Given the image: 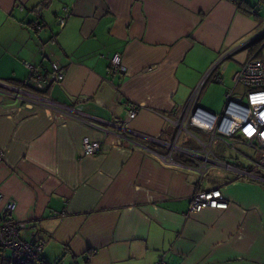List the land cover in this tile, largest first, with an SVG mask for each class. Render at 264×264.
I'll return each mask as SVG.
<instances>
[{"label": "crops", "instance_id": "1", "mask_svg": "<svg viewBox=\"0 0 264 264\" xmlns=\"http://www.w3.org/2000/svg\"><path fill=\"white\" fill-rule=\"evenodd\" d=\"M257 18L231 0H0V81L34 91L23 62L43 71L55 61L64 77L42 96L93 122L121 119L134 104L131 130L172 141L166 119L201 83L197 107L220 115L213 109L264 35ZM115 53L124 72L110 70ZM84 117L0 95V194L16 203L10 219L25 223L21 236L42 245L44 262L264 264V183L210 168L201 189H220L229 205L192 213L196 172L125 144L86 155L82 140L102 131Z\"/></svg>", "mask_w": 264, "mask_h": 264}, {"label": "built area", "instance_id": "2", "mask_svg": "<svg viewBox=\"0 0 264 264\" xmlns=\"http://www.w3.org/2000/svg\"><path fill=\"white\" fill-rule=\"evenodd\" d=\"M34 26L41 28L40 21H35ZM23 65L31 74L34 91L0 81V95L22 106L45 107L83 121L82 117L85 115L79 110L58 104L41 95V91L49 82H59L63 79L64 68L59 63L50 62L49 67L43 71H38L28 62H23ZM110 70L112 73L125 71L117 53L110 59ZM212 80L218 83L220 77L216 75ZM232 82V87L225 93V104L220 115L214 116L197 107L202 83L197 86L178 114L172 119H166L176 128L172 141L131 130L128 125L139 112L138 106L134 104H128L125 115L112 122L96 119V123L89 117H84L91 127L102 131V139L96 141L84 138L83 152L86 155L96 154L103 144H125L130 149H141L166 165L196 172L198 182L190 198V212L197 213L205 208L226 209L229 202L221 190H202L201 181L210 168L216 167L232 172L240 178L264 183V60L255 54L250 55L235 72ZM239 88L243 92H240ZM102 125H106V128ZM182 135V139L186 141L192 137L196 146L188 147L179 143ZM201 136H204L205 140ZM216 143L233 150L238 162L235 164L220 159L215 153ZM237 145L249 148L254 155L246 154L236 148ZM175 157H179L181 161ZM2 158L3 153L0 152V162ZM15 208V202L5 201L0 194V249L9 252L10 264H49L41 259L40 243L34 242L33 238L32 241L22 238L21 231L26 228L25 223L10 219ZM155 264L166 262L160 259Z\"/></svg>", "mask_w": 264, "mask_h": 264}, {"label": "rangeland", "instance_id": "3", "mask_svg": "<svg viewBox=\"0 0 264 264\" xmlns=\"http://www.w3.org/2000/svg\"><path fill=\"white\" fill-rule=\"evenodd\" d=\"M252 6H256L257 7V11L260 13V18L261 20H259L257 18V27L258 29L261 31V30H264V4L260 5L259 4V1L258 0H247ZM258 14V13H257ZM259 15V14H258ZM260 58L262 60H264V46H262V49H261V53H260ZM233 85V82H231V87ZM230 87V88H231ZM239 91L240 92H243L242 89L239 88ZM225 104V96L222 97L220 99V101H218V103L216 104V108L213 109L215 111V114H219L221 113L222 109H223V105ZM204 108V107H203ZM202 139L205 140V137L204 136H201ZM183 138V135L181 136V140ZM190 140L192 141V137H190ZM216 145H218L217 143L214 145V148H217ZM236 148H240L241 151L245 152L246 154H250V155H254V153H252V151L249 149V148H246L244 146H240V145H237ZM215 151L218 153H222L224 154L225 157H230V156H235V153L233 150H230V149H226L224 147V145L220 144L219 145V148L218 150L215 149ZM5 257L8 258L9 257V252H5ZM9 259V258H8ZM1 264V263H0Z\"/></svg>", "mask_w": 264, "mask_h": 264}, {"label": "trees", "instance_id": "4", "mask_svg": "<svg viewBox=\"0 0 264 264\" xmlns=\"http://www.w3.org/2000/svg\"><path fill=\"white\" fill-rule=\"evenodd\" d=\"M236 5L238 11L240 13L250 15L252 14L253 10H256V6H252L247 0H231ZM259 4H264V0H258ZM262 46H264V35L258 38L252 45H251V54H255L256 57L260 58V53ZM261 59V58H260ZM219 76V75H218ZM222 160H226L224 156H218ZM9 258V257H8ZM5 257V252L0 249V263L1 264H10L9 259Z\"/></svg>", "mask_w": 264, "mask_h": 264}, {"label": "water", "instance_id": "5", "mask_svg": "<svg viewBox=\"0 0 264 264\" xmlns=\"http://www.w3.org/2000/svg\"><path fill=\"white\" fill-rule=\"evenodd\" d=\"M203 111H204V110H203ZM205 112H207V111H205ZM208 114H210V115L214 116L212 113H209V112H208Z\"/></svg>", "mask_w": 264, "mask_h": 264}]
</instances>
